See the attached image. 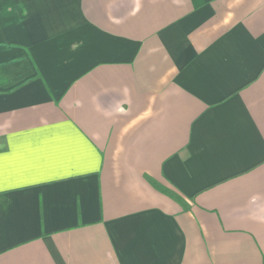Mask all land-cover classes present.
<instances>
[{
  "label": "crops",
  "instance_id": "obj_1",
  "mask_svg": "<svg viewBox=\"0 0 264 264\" xmlns=\"http://www.w3.org/2000/svg\"><path fill=\"white\" fill-rule=\"evenodd\" d=\"M0 264H264V0H0Z\"/></svg>",
  "mask_w": 264,
  "mask_h": 264
},
{
  "label": "trees",
  "instance_id": "obj_2",
  "mask_svg": "<svg viewBox=\"0 0 264 264\" xmlns=\"http://www.w3.org/2000/svg\"><path fill=\"white\" fill-rule=\"evenodd\" d=\"M153 184L155 185V183L153 182ZM178 201H180V202H183L182 200H180V199H177ZM184 204V203H183ZM184 206H185V204H184Z\"/></svg>",
  "mask_w": 264,
  "mask_h": 264
}]
</instances>
